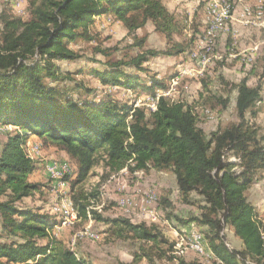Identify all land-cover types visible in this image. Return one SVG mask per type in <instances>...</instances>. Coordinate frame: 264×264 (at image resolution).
<instances>
[{"label":"trees","instance_id":"16d2710c","mask_svg":"<svg viewBox=\"0 0 264 264\" xmlns=\"http://www.w3.org/2000/svg\"><path fill=\"white\" fill-rule=\"evenodd\" d=\"M26 1L27 19L7 9L0 15V126L15 127L0 152V264H98L56 235L54 228L61 221L51 213L23 204L25 197L40 190V184L30 180L37 169L26 151L31 135L59 146L76 161L77 182L84 181L101 160L112 171L172 168L182 200L195 204L192 193H196L204 203L200 214L178 220L204 226L206 249L215 257L187 264H264V221L246 195L257 172L264 170V123L258 127L254 122L263 102L262 86L251 85L248 77L233 84L239 121L210 135L199 125L194 107L184 101L162 95L155 111L135 107L140 93L144 98L158 89L169 90L172 79L143 75L148 70L143 63L148 54L185 53L188 46L177 42L169 49H148L131 61L108 60L104 67L89 71L104 85L138 93L132 102L109 96L94 102L71 99L51 85L64 77L55 61L78 57L71 44L93 38L96 16L113 14L131 34L151 21L168 42L181 31V23L164 0ZM144 41L141 38L137 45ZM217 100L227 106L228 98ZM74 206L78 219L91 215L112 224L119 235L160 241L161 235L145 224L105 217L85 203ZM225 226L241 241L240 249L231 250L224 242Z\"/></svg>","mask_w":264,"mask_h":264},{"label":"rangeland","instance_id":"374dc122","mask_svg":"<svg viewBox=\"0 0 264 264\" xmlns=\"http://www.w3.org/2000/svg\"><path fill=\"white\" fill-rule=\"evenodd\" d=\"M176 1H180L176 6L180 11L177 8L174 10ZM213 1L222 3L224 0H168L171 5L166 3L167 7L174 10L175 14L178 13L176 18L181 23V31L171 42L155 31L151 21L131 34L113 14H109L108 18L98 20L99 22L91 26V40L79 39L71 44L78 54L76 59L55 61L64 77L51 82V85L63 89L65 95L75 100L94 102L109 96L132 102L138 93L131 90L126 92L122 87L117 89L112 85H104L89 71L104 67L108 60L131 61L148 49H169L178 42L188 46L185 53L168 57L148 54V60L143 63L148 70L143 75L157 74L167 82L174 77L177 83L173 88L165 90V93L174 101H184L192 105L199 125L208 135L218 128L224 129L238 122L235 107L237 90L233 84L248 77L251 85L262 86L264 100V16L260 23L258 21V25L251 22V12L259 6L263 7L264 0H231L234 3V12L228 20L229 31L220 33L212 42L211 50L207 51V7ZM4 9L11 10L14 15L24 19L29 17L26 0H0V15ZM237 19H241L244 27L240 26ZM1 27L0 20V30ZM250 35H253L254 41L251 44L246 42V37ZM141 38L145 41L140 46L137 43ZM196 51L200 53L198 56L192 54ZM201 54L208 57L206 63L203 62ZM127 69L134 71L133 67ZM158 90L155 94H158ZM140 95L141 93L134 101L135 106L138 103H150L142 101L143 97ZM217 95L228 98L226 107L218 102ZM144 104L142 107H146ZM258 111L254 122L260 127L264 123V104H258ZM14 130L15 127L11 125L0 126V152L7 137L14 134ZM26 151L34 159L37 168L30 175V180L40 184V190L25 197L23 204L41 208L61 221L60 226L54 228L56 235L85 259L98 264H187L193 261L207 262L215 258L206 249L207 239H204L205 253L192 246V233H201L205 227L198 223H191L193 226L183 225L178 220V217L188 219L192 214H200V206L204 203L196 193H192L195 204H187L182 200L172 168H150L147 171L125 168L112 171L101 160L84 181L77 182L78 165L59 146L38 137L29 142ZM233 159L239 160L237 157ZM59 160H62V164H69L72 169L67 177L68 187L65 189L56 185L51 178V172L47 171L48 163ZM256 176V182L249 187L246 195L256 206L259 218L264 221V170L257 172ZM149 195H153L152 200L148 198ZM124 199H129L130 202L124 205ZM77 202L87 204L89 209L105 217H125L133 223L145 224L161 235L160 241L155 244L139 239L134 234L119 235L112 224L95 220L91 215L88 219H78L77 210L74 208ZM71 211L73 218L63 224V217L71 215ZM169 213L177 215V218L170 217ZM230 230L229 226L224 227L221 233L223 240L229 249L238 250L241 244L231 239L228 235ZM44 241L40 240L41 243ZM145 253L149 255L145 256ZM247 263L254 264L250 261Z\"/></svg>","mask_w":264,"mask_h":264},{"label":"bare ground","instance_id":"6f19581e","mask_svg":"<svg viewBox=\"0 0 264 264\" xmlns=\"http://www.w3.org/2000/svg\"><path fill=\"white\" fill-rule=\"evenodd\" d=\"M212 4H222V6L224 8H233L234 7V3L231 0H224L222 3H218L216 1H213ZM263 7L259 6L253 12L250 11L251 15H252V19H251L252 24L258 25L260 23V19L264 16V8ZM208 8H211V3H209V5L207 7V19H208L207 23H208V26L213 27L212 28V36L215 37V38L208 37L209 38V45H208V49L207 50L210 51L211 50V44H212V42H214L216 40V37H217L218 33L219 32H227V31H229L230 27H229V24H228V20L231 18V15L228 16V13H221V14L218 15V13H216L215 11L210 10ZM258 21H259V23H258ZM192 54L194 56H198L199 55V53L197 51L192 53ZM207 60H208V57H206L204 55L203 62L206 63ZM142 105L138 103V104H136L135 107H140ZM144 105H146V107L151 109L152 111H155L157 109V99L154 102H152V103L150 102V103H147V104H144ZM64 164H67V163H64ZM70 167L71 166L69 165V170H68V174L69 175L72 173V169ZM65 174H66V172H65V170L63 168H55V178H53V179L56 182V185H58L62 189H65V188L68 187L67 179H66V177H64ZM129 202H130L129 199H124L122 203L124 205H127ZM70 222H71V220H70ZM191 236L193 238V243H198V245H192V246L197 251H199L201 253H205L204 252V246H205L204 245V236L201 233H199V232H197V233L193 232ZM211 254L212 253H210V255Z\"/></svg>","mask_w":264,"mask_h":264},{"label":"built area","instance_id":"2783aa9c","mask_svg":"<svg viewBox=\"0 0 264 264\" xmlns=\"http://www.w3.org/2000/svg\"><path fill=\"white\" fill-rule=\"evenodd\" d=\"M208 9L215 11L216 13H218V15L221 14V13H228V16H229V15H233V12H234V7L233 8H224L222 6V4H212V2H211V8H208ZM245 13H247V12L245 11ZM212 28L213 27H211V26H208V28H206L207 37H213L212 36ZM213 38H215V37H213ZM207 51H209V50H207ZM201 56H203V55L201 54ZM203 58H204V56H203ZM163 93H165V91H159L158 90V94L147 95L146 97H144L142 99V101H149V102L152 103V102H154L157 99V97H160ZM55 168H63L65 170V172H66V179H67L68 170H69V164H62V160L53 161V162L48 163L47 164V171L51 172V178H55ZM148 198L150 200H152L153 199V195H149ZM152 215H155V213H153ZM72 216H73L72 211H71V215H65L63 217V219H62L63 224L68 219H70ZM192 245H198V243H192Z\"/></svg>","mask_w":264,"mask_h":264},{"label":"crops","instance_id":"0c3cea01","mask_svg":"<svg viewBox=\"0 0 264 264\" xmlns=\"http://www.w3.org/2000/svg\"><path fill=\"white\" fill-rule=\"evenodd\" d=\"M164 2L165 3H167V5H171V3L170 2H168V0H164ZM180 3V1H176V4L174 5V10H176V6H177V4H179ZM174 10H171L172 12L174 11ZM177 11H180V9L179 8H177ZM176 15H178V13H176ZM108 16H110V15H104V16H96V19H95V22L97 23V22H99L98 20H105V18H108ZM179 16V15H178ZM237 21H239V24H240V26H243V25H241V19H237ZM244 27V26H243ZM220 33H224V32H219L218 33V35L217 36H219V34ZM252 37H253V35H252ZM252 37H251V35H250V37H246V42H248V43H253L254 41H253V39H252ZM177 83V80L175 79V78H173L172 79V81H171V83H170V88H173L174 86H175V84ZM163 91V90H162ZM169 92V91H168ZM262 92H263V90H262ZM167 92L166 93H164V96H167ZM217 96H220V95H217ZM262 104H264V100H263V102H262ZM209 110V109H208ZM36 138H38V136H36V135H31V137H30V139H29V142L30 141H33V140H36ZM29 144V143H28ZM264 180V179H263ZM260 181H262V180H260ZM259 181V182H260ZM258 182V183H259ZM43 210V209H42ZM193 225L195 224V223H192ZM190 225V226H193V225ZM264 225V224H263ZM60 226V225H59ZM59 226H56L57 228L59 227ZM190 226H189V228H190ZM228 235H230V237H231V239L233 240V241H238L239 242V244H241V241L234 235V232H233V230L231 229L230 230V233L228 234Z\"/></svg>","mask_w":264,"mask_h":264}]
</instances>
